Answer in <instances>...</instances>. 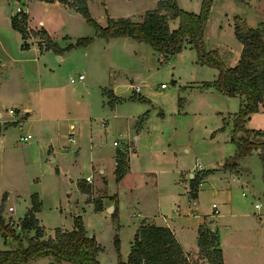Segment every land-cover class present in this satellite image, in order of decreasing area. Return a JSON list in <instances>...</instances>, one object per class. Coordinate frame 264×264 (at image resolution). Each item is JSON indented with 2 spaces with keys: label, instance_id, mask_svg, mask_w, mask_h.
<instances>
[{
  "label": "rangeland",
  "instance_id": "rangeland-1",
  "mask_svg": "<svg viewBox=\"0 0 264 264\" xmlns=\"http://www.w3.org/2000/svg\"><path fill=\"white\" fill-rule=\"evenodd\" d=\"M233 1L227 10L242 11L243 6L237 4L236 0ZM7 4L15 8L14 0H7ZM180 4L186 10L199 9L196 0H180ZM211 14L212 12L210 17ZM73 22L74 30L80 31L77 36L86 37L89 33H95L94 27L82 16L74 18ZM248 25H255V20L249 18ZM205 38L208 47L218 49L221 56L224 51L225 57L231 54L225 46L233 50V58L222 57L229 65L236 64L240 51L220 38L214 40L208 34H205ZM120 40V44L125 45L126 52L122 51L118 56L120 51L113 48L112 54L116 53L113 56L115 63H111L116 71L112 77L116 78L118 94L121 96L120 101L115 100L114 103L121 104L116 120L111 112L114 105L109 104L106 94L108 101H105V104L99 99L89 106L90 109H80L78 113L81 114L72 120L76 123V129L73 131V137L76 139L74 142L81 136V148L77 152L72 149L75 143H69L67 138L71 131L67 122L56 125L52 130L46 127L41 133L37 132L40 131L38 127L28 122L8 124L6 134L0 140L3 143L0 148V203L3 194L8 192L4 201V217L6 220L11 218L18 221L14 217L18 218L26 213L31 205L32 194L37 192L42 200L38 217L47 234H53L54 229L59 226L71 229L73 217L81 214L85 227L89 232L96 233L103 245L101 264H118L119 258H127L130 240L140 220L150 217L157 224H163L168 217V221L175 222L177 228L184 229V226H188L185 231L191 235L192 221L204 216L214 217V213L220 215L216 219V225L219 227L221 241L229 259L235 258L239 262V258L245 262L247 257H264L263 235L257 234V229L261 230V225L264 224L262 152L260 148H254L250 152L236 155L238 147L231 141V117L239 110L240 99L216 90L190 86L202 81L211 82L218 74L216 68L197 61L195 48L182 50L170 60L165 58L161 61L158 56L160 54L149 43L130 37ZM34 52L31 51L30 57L34 56ZM3 70L8 73L7 66H4ZM72 70L73 77L83 71L87 76L83 83H87L89 74L82 66L77 64ZM27 76L37 78L35 70L28 72ZM71 77L64 75L62 78L68 96L71 89H79V94L85 95L83 83H78L77 80L71 82ZM123 80L141 84L140 93L132 96V89L122 84ZM161 83L166 86L163 87ZM92 96L97 97L98 94L93 93ZM40 97L34 99L33 103L36 107L38 105V108ZM25 101L28 102L29 99H21L20 108L23 107L20 103ZM54 102L57 103V100ZM72 108L74 104L69 109ZM85 111L87 114H83ZM134 113L139 117L146 115V118H139L138 122L143 119V128L141 137L136 142L131 138L138 134L134 125L138 117L132 118ZM27 133L32 134L30 144L18 139L20 135ZM127 139L133 141L135 149L131 152L133 172L121 183L115 181L113 171L106 172L109 178V192L118 195V200L117 195L113 197L118 215L113 216L112 212H109L108 208L103 209V206L101 211H95V202H102L106 188L103 184L102 187H96L92 183L86 185L84 179L90 175L98 181L101 175L96 170L95 157L104 161L110 168L113 152L116 148L125 146ZM114 140L119 141V145H115ZM249 140L256 145L264 141L263 137L258 136H250ZM185 148L189 149V152H186ZM124 150L129 151L127 147H124ZM153 150L163 152L164 157H157L155 154L153 157ZM174 155L175 159H178L176 164L172 162ZM52 157H55L56 161L53 162ZM197 157L202 172H197L196 167L195 176H201L203 180L197 197L193 199L190 198L191 189L188 187L186 192L183 182L189 185L191 176L186 169L194 166ZM231 158H234L231 164L233 169L228 164ZM176 165L184 169L182 174L178 172V176L182 178L181 183L174 184L163 178L170 172L165 171L159 179V184L162 183L160 188L154 172L162 167L168 170L169 166ZM57 167L60 173H57ZM205 172L207 173L204 174ZM78 178L81 180L77 182ZM81 185L85 188L83 190L89 193L86 201L90 202L85 201L87 194L81 191ZM213 203H216V207H213ZM256 203H260L261 207L256 208ZM8 205L15 209L9 211ZM138 211L140 215L137 214ZM259 213L262 214V220ZM213 217L207 218L205 223L213 226ZM116 234L120 241L119 250L114 242ZM31 235L33 231L21 232L24 245L28 243ZM180 237L187 241V235L182 236L180 233ZM15 247L16 242L12 238L5 242L0 234L1 250ZM196 258V261L192 260L194 263L208 264L206 258L200 254Z\"/></svg>",
  "mask_w": 264,
  "mask_h": 264
},
{
  "label": "crops",
  "instance_id": "crops-1",
  "mask_svg": "<svg viewBox=\"0 0 264 264\" xmlns=\"http://www.w3.org/2000/svg\"><path fill=\"white\" fill-rule=\"evenodd\" d=\"M67 1H74V0H67ZM86 1L91 15L101 25H106L107 18L109 16L113 18L130 17L135 21H139L142 19L145 11L147 9L155 8L158 2V0H86ZM196 1H197V6L199 5V9L196 10L195 12H198L201 8L202 0H196ZM177 2L180 6L181 5L180 0H177ZM233 2H234L233 0L214 1L215 4L213 3L211 10L212 14L211 17L209 15L207 25L205 28V34H208L214 40L216 38H220L223 42H226L228 45L232 46L237 51L241 52L242 44L240 41H238L234 33V17L236 15L241 16L242 18L244 17L245 19L244 18L243 19L245 21L247 20V24L249 18L253 19L255 20V25H250V26H257L261 21L264 22V0H236L237 4L243 6V10L240 12H237L235 10H227V8L230 7L231 3ZM15 7H16V2H15ZM93 7L95 9H93ZM180 7L183 9L185 8L182 6ZM23 8L27 15V20H26V30L28 32L27 37H23L21 32L13 28L11 24L12 17L15 13V8L10 7L7 4V0H1L0 2V140L3 139V137L5 136L6 130L8 129L7 128L8 124L12 125V124H18L20 122H28L30 124H33V126L35 125L36 127H38L40 131L37 132L41 133L44 132V130H46V127L51 128L52 130L56 125L58 124L60 125L63 122H67L68 127L71 128V131L69 132L67 138L69 140V143H75L74 141H76V139L73 137L74 134L73 131L76 129V123L73 122L72 120L76 119L77 115L81 114L78 113L80 109L83 110L90 109L89 106L95 104L99 99L105 104V101H108V97L102 91L103 88L112 90L115 95L116 101H120L119 97L121 96L118 94L119 91L117 89L118 83H116L117 82L116 78L112 77L113 74L116 73L115 69L113 70V66L111 65V63H115V61L113 60V56L116 55V53L112 54V50L113 48L115 50H119L120 52L119 54H117L118 56H120V53L122 51L126 52L125 49L126 47L125 45L120 44V41H122L120 39H126L129 38V36H115V37H110L108 39L103 37H94L93 41L87 46L67 48L69 44L75 43L79 38L85 37V36H81V37L77 36L78 32L80 31L74 30L75 28L74 27L75 24L73 22L74 18H78L80 16L83 17V15L80 12H78L75 8L71 7L64 0H25ZM178 24H179L178 18L169 19V25L171 29L177 28ZM40 30L44 31L47 37L53 43H55L57 47L62 49L60 53L56 52L52 48L41 47L38 38L36 36L37 31ZM94 34L91 35V33H89L88 36H94ZM224 38L227 40L225 41ZM234 39H236L238 42H236ZM214 40L213 42H215ZM216 45L219 46V44L217 43ZM225 47L226 50L229 51V54L231 52L230 56L227 55V57H225L226 54L224 51L222 56L225 59H227L233 55L234 51L231 50L228 46ZM190 48L192 49L193 47L187 44L182 50H186ZM182 50L175 53L174 55L170 56L167 59L170 60L171 58L176 56V54L181 53ZM31 51H35L33 57H30ZM158 56L161 61L165 59L162 54ZM231 58H233V56ZM33 62H35V64ZM77 64L79 66H82L89 74L87 78L88 81L86 84L83 83V80H85L87 76L83 71L78 72L77 76L74 77L72 76V72H73L72 68L77 67ZM4 66H7L8 73H6L3 70ZM33 70H35L37 74V78L27 76V73L28 72L30 73ZM79 74H83V78H79L78 77ZM64 75L69 77L72 76L70 78L71 82L77 80L78 83H83L82 88L84 89L83 91H85V95H80L79 89L78 90L71 89L69 90V96H68V92L66 90L64 82L62 81ZM204 82L205 81H202L196 85H194L195 83L190 84V86H199L201 89L218 91L213 86L203 87ZM122 84L124 85L126 84L132 89V93H130L131 95L140 93L141 91V87H142L141 84L138 83L134 84L131 82L127 83L126 80H123ZM161 85L163 87L166 86L165 83H161ZM53 93L56 95V97L55 95H53ZM93 93L98 94V96L97 97L92 96ZM59 95L61 96V98ZM85 96L87 97L85 98ZM38 97H40L39 108L38 105L37 107L33 105L34 99ZM231 97L239 98L240 105L244 101V97L241 95H233ZM21 99L24 100L29 99L28 102L25 101L24 103H20L23 104L22 108H20L19 105ZM54 100H57V103L54 102ZM73 104H74V108L69 109ZM119 105L121 104L116 103L113 107H111V112L113 114L112 116L115 120L117 117V110ZM10 109H13L14 114L10 111ZM83 114H87V112L85 111L83 112ZM136 116H137L136 113H134V115H132V118L135 119ZM142 116L143 118H146V115H142ZM137 117L138 118H136L137 120L134 125L136 127L138 134H135V136H131L132 139L133 138L135 139V142L140 139L143 128L142 126L143 124L141 125L143 119L142 121L138 122L140 117L139 116ZM106 123H108V119H106ZM245 126L250 129L264 130V96H263V101L260 104L259 111L253 112L249 115V118H247L245 122ZM128 132H129V128H127V133ZM31 138H32V134L27 133L26 135H20L18 139L23 143L30 144L29 140ZM127 140L128 141L125 146L123 145L120 148H116V150L113 152L112 166L110 168H108V166L104 161L102 160L99 161L95 157L96 160L95 165L97 166L96 170L101 175L100 179L98 180L99 182L95 181L96 179L92 176H91L92 178L91 182H88L84 179V181H86L84 184L86 185L92 183V185L96 187H102L101 185L103 184L104 187L106 188L105 195L102 197V202H101L103 209L108 208L111 204L113 205V209L115 206L113 197L114 195L117 194L113 195L109 192L108 190L109 178L107 177L106 172L107 170L108 171L111 170L115 175L117 150L119 149L123 150L128 155L127 156L128 170L126 174L121 178L119 183L123 182L126 176L129 175L131 172H133L131 171L134 169L133 160L131 159V152L134 151L135 149H134L133 141L130 139ZM115 141L117 143H115ZM113 143L115 145H119V141L117 140H114ZM1 147H3V143L0 141V148ZM124 147L125 148L127 147L129 151L124 150ZM50 148H48L47 150L48 152L50 151ZM80 148H81V136H78V140L75 144H73L72 149L77 152ZM185 150L186 152H189V149L185 148ZM152 153H153V157L154 154L157 157L158 156L164 157V153L161 151L153 150ZM175 158L176 155L172 157L173 164H176V160L178 161V159ZM54 161H56L55 157H54ZM196 167L198 170L200 168V170L198 171ZM201 167H202L201 163L197 157L194 162V166H192L189 169H186L189 171L191 179L194 178L197 172H202ZM196 170L197 172L195 173ZM56 171L57 173H60V169L58 167L56 168ZM165 171H170V172L166 173V175H164L163 178H167L170 182L174 184L181 183L182 178L178 176V172L182 174V171H184V169L180 165H176V166H169L168 170L165 167H162L154 172L156 174V182L158 184H159V179L161 177V173H164ZM232 177H234V175H232ZM191 179L189 185H185L186 182H183L184 183L183 186L185 190L188 189V187L189 189H191ZM78 180L81 179L78 178L77 182ZM202 180L203 179H201L198 188L202 184ZM159 187L162 188V183L159 184ZM198 190L199 189H197V194H198ZM81 191L87 194L85 197V201H86L89 193L83 191L82 189ZM186 192H188V190H186ZM7 195L8 192H5L3 194L2 202L3 200L4 201L6 200ZM38 196H39V200L41 201V207H42V200L39 194ZM187 197L188 200H190L189 199L190 195L188 193H187ZM117 200H118V195H117ZM86 202H90V201L87 200ZM30 207L28 208V210L30 209ZM259 207H261V205ZM14 209L15 208L13 207V210ZM39 211H37L35 215L38 219L39 226L43 228V226L40 223V219L38 217ZM95 211H101V210H95ZM218 211L220 212V210ZM137 214L140 215V211H138ZM212 215H214V217L211 215L209 217L200 216L201 218L192 221L191 228H193V230L191 232V235L190 233L185 231L186 228H189L188 226L182 225L185 227L184 229L183 227H179V226H178L179 228H177L175 222L171 223L168 221V217H166L167 219L163 224H157L150 217L147 219L146 218L142 219L140 220L139 223H137V226L133 233V237L130 240V249L137 228L141 223L148 222V223L170 227V229L175 234L177 240L181 244L182 248L188 254L189 259L191 261L192 260L196 261L197 259L196 257L199 256V248L197 244L199 228L200 226H203L210 228L211 230L217 231L219 235L220 246L223 251V264H264V257H247L244 259L246 260L245 262H243V260L239 258H238L239 262H237L235 258L233 260L229 259L227 257L226 249L221 241L219 227L218 225H216V219H218L220 215L218 216L217 214L214 213ZM258 215L261 219L262 214L259 213ZM23 216L18 218L14 217V218L19 221L21 218H23ZM211 217L215 219L213 226H209L205 223L207 218H211ZM60 228L66 230V228L63 227ZM263 228H264V224L261 225V230L256 228L258 231L257 233L258 236L261 235V233L263 235L262 242L264 241ZM71 229H67V230H71ZM87 232L88 235H94L96 240L101 244V241L96 233L89 232L88 229ZM180 233H182V236L187 235V241L181 239ZM53 234H47L46 231L44 230V238H47L48 236ZM101 246L103 247L102 244ZM103 249L104 248H102V250ZM102 250L98 251L97 253V259L99 261H101ZM262 255L264 256V254ZM52 261H53L52 256L42 255L34 259H31L26 264H50ZM53 264H73V263L63 260V261H55Z\"/></svg>",
  "mask_w": 264,
  "mask_h": 264
},
{
  "label": "trees",
  "instance_id": "trees-1",
  "mask_svg": "<svg viewBox=\"0 0 264 264\" xmlns=\"http://www.w3.org/2000/svg\"><path fill=\"white\" fill-rule=\"evenodd\" d=\"M71 7L80 12L86 21L95 29L94 36L79 38L67 48L89 45L94 37L110 38L115 36H129L137 41L149 43L156 51L169 58L181 51L187 44L197 50V61L217 69L218 74L211 82H204L203 87L213 86L220 93L227 95H241L244 101L240 108L232 116L233 129L231 141L238 147V153L250 152L254 148H260L264 164V141L256 145L249 140L250 136L264 137V130L250 129L245 126L249 115L259 111L264 96V22L257 26H250L241 17H234V33L242 44V50L235 65H229L216 48H209L205 38V28L211 12L214 0H202L198 12L181 8L177 0H158L157 6L147 9L139 21L130 17H108L106 25H101L90 13L86 0L67 1ZM178 18L179 24L171 29L169 19ZM26 13L21 16L14 14L11 20L13 28L27 37ZM45 39V45L39 41L42 48H52L60 53L57 47L40 30ZM104 94L109 97L111 106L115 103V95L112 90L103 88ZM134 96V94L132 95ZM228 160L229 167L234 162ZM227 162L224 164L227 165ZM233 169V168H232ZM128 170L127 154L123 150L116 152L115 179L117 182ZM211 172V170H209ZM205 172L204 174H206ZM201 176L191 179V197L196 198ZM82 190L85 189L81 185ZM84 191V190H83ZM4 199V197H3ZM41 207L38 193L31 196V207L19 221L6 220L3 215L4 200L0 204V234L4 241L12 238L16 247L12 249H0V264H26L31 259L42 255H50L55 261H68L73 264H101L97 259L98 251L102 250L101 244L94 235H88L81 214L73 217L74 226L71 230L60 227L54 229V234L44 238V230L38 224L35 215ZM95 210H101V202H95ZM115 203L113 216L118 215ZM18 228V230L16 229ZM33 231L27 244L24 245L21 232ZM115 247L119 250V237H114ZM199 254L206 258L208 264H223V251L220 246L217 231L200 226L198 235ZM118 264H201L189 259L177 240L175 234L168 226L143 222L137 228L131 245L128 258L118 259Z\"/></svg>",
  "mask_w": 264,
  "mask_h": 264
},
{
  "label": "built area",
  "instance_id": "built-area-1",
  "mask_svg": "<svg viewBox=\"0 0 264 264\" xmlns=\"http://www.w3.org/2000/svg\"><path fill=\"white\" fill-rule=\"evenodd\" d=\"M24 1L25 0H15L16 2V7H15V13L14 14H17L19 16H21L22 13H25L24 11V8H23V5H24ZM37 38H38V41H41L44 45H45V39L44 37L42 36V34L38 33L37 31V34H36ZM79 78H83V74H79L78 76ZM138 88V87H137ZM10 111L14 114V111L13 109H10ZM115 143H117L115 141ZM85 180L88 181V182H91L92 181V178L91 176H87L85 177ZM190 198H193V197H190ZM194 199V198H193ZM195 203V202H193ZM261 204L260 203H256L255 206L256 207H259ZM213 207H216V203H213ZM217 209V208H216ZM8 210L9 211H12L13 210V206L12 205H9L8 206Z\"/></svg>",
  "mask_w": 264,
  "mask_h": 264
},
{
  "label": "water",
  "instance_id": "water-1",
  "mask_svg": "<svg viewBox=\"0 0 264 264\" xmlns=\"http://www.w3.org/2000/svg\"><path fill=\"white\" fill-rule=\"evenodd\" d=\"M51 160L54 161V157H52ZM108 211L109 212L113 211V205L112 204L108 207Z\"/></svg>",
  "mask_w": 264,
  "mask_h": 264
}]
</instances>
